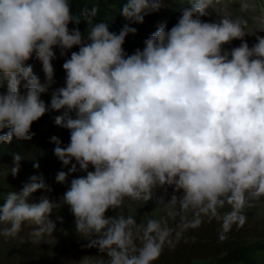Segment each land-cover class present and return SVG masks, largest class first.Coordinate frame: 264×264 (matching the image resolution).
I'll return each instance as SVG.
<instances>
[{"label": "clouds", "instance_id": "obj_1", "mask_svg": "<svg viewBox=\"0 0 264 264\" xmlns=\"http://www.w3.org/2000/svg\"><path fill=\"white\" fill-rule=\"evenodd\" d=\"M161 7L164 0H124L120 15L142 24ZM219 7L223 0H188L170 29L159 25L128 54L125 39L137 29L126 23L117 33L106 21L91 23L95 8L76 16L71 0H0V144L32 139V124L50 112L70 133L63 146L51 138L55 157L70 165L55 175L66 191L32 202L33 193L52 189L42 174L29 177L0 204V236L14 238L27 225L39 242L55 229L53 210L67 206L87 247L107 256L100 264H154L202 217L222 221L221 240L233 224L244 225L245 209L264 199V37L250 47L245 20H202ZM80 17L86 34L69 28ZM234 40L239 46L225 50ZM74 47L62 64L64 86L46 103L54 49L65 57ZM33 58L45 83L28 63ZM21 159L13 154V176ZM75 173L83 175L68 180ZM168 188L170 200L157 205H178L175 229L120 212L125 201L145 204Z\"/></svg>", "mask_w": 264, "mask_h": 264}, {"label": "trees", "instance_id": "obj_2", "mask_svg": "<svg viewBox=\"0 0 264 264\" xmlns=\"http://www.w3.org/2000/svg\"><path fill=\"white\" fill-rule=\"evenodd\" d=\"M124 0H71L72 12L76 16L90 12L95 8L96 15L91 18V23L106 21L109 23V30L119 32L123 25L130 24L137 29L136 33L129 34L123 45L126 53L132 54L135 49L143 48V41L153 33L161 24L169 23L168 17L172 12H176L175 4L168 1L159 11L150 13L144 17L142 24H132L120 15V9ZM69 28H78L83 34L87 29V21L80 17L78 24H69ZM74 47L69 50L65 57H60L59 50L56 52V63L59 74L64 79L65 73L62 64L66 58L70 57L72 51H77ZM33 133L32 142L36 143V149L51 145V134L44 125V117L34 122L31 126ZM7 144H0V182L8 179V166L3 161L5 155L17 154ZM5 162V163H4ZM34 162V161H33ZM9 164L13 165V161ZM223 217L224 215H220ZM202 223L195 228L190 227L184 230L183 234L174 248L165 245L160 259L154 264H196L210 260L212 264H261L264 258L259 257L260 252H264V243L257 240L253 244H247L242 240L241 228L233 224L231 230L226 233V238L221 240V223L215 218L202 217ZM256 228H253L254 232ZM30 227L22 225L20 233L14 238L0 236V264H100L106 261L107 256L99 253L95 248L89 249L76 235L71 236L64 242L55 260H50L47 250L53 238L52 234H46L39 242H33L30 236ZM190 233V235H186ZM261 234L259 239L264 240ZM254 241V240H253ZM100 259H97L96 256ZM264 262V260H263ZM262 262V263H263Z\"/></svg>", "mask_w": 264, "mask_h": 264}, {"label": "rangeland", "instance_id": "obj_3", "mask_svg": "<svg viewBox=\"0 0 264 264\" xmlns=\"http://www.w3.org/2000/svg\"><path fill=\"white\" fill-rule=\"evenodd\" d=\"M168 1L176 5L174 6L176 12L173 11L172 14L174 15L168 17L169 23L164 24L167 29H170L177 22L180 15L179 10L188 6V0H164V6ZM208 13L207 16L202 17V20L211 22L215 19L218 20L222 15H228L234 19L241 18L245 20L247 22L245 27L247 36L245 37V40L250 47L256 42V35L264 37V0H223V7L217 8L216 11L209 9ZM240 43V40H234L231 44L224 45V48L225 50H229L232 47L239 46ZM54 61L56 60L54 59L52 61L54 68L53 82L41 97L46 103L50 100V94L55 88L64 86V79L59 74ZM28 63L32 65L33 71L40 78L41 83H45L41 63L35 58L31 59ZM57 115H59L57 112L45 114L43 116L44 125L49 130L51 136L57 137L61 141V146H63L69 142L70 133L68 130L62 129L54 123ZM7 145L11 149L10 151L16 150L17 154H20L22 159L20 161L19 172L17 175L13 176L10 172L13 165L9 164L13 161V155H5L3 157V161L6 162H4L5 164L8 163L7 166L9 169L7 176L8 179H3L4 181L0 182V204L3 203V200L7 197L9 192H19L23 185L29 181V177L41 174L52 191L50 193H45L42 190H38L32 194L30 200L35 202L41 195H47L52 200H58L66 191L68 185L67 183H56L55 175L61 170L67 172L70 165L63 166L55 157L53 149L56 145L51 142V145L43 146L42 149H36V143L31 140L18 141L15 138ZM34 163L39 164L38 169L33 167ZM78 175H83V173L72 174L68 177V180ZM172 194L173 192L171 188H168L167 191L159 189L154 193L152 199L145 204L125 201V205L120 209V212H123L125 215L135 216L137 223H146L149 218L160 219L166 221L169 227L175 229L177 222L179 221V216L174 217L172 213L178 209V205H157L159 199H163L164 203H167ZM228 211V208L221 209L220 215H225ZM114 214L115 213L111 210L106 213L108 216ZM244 215L246 216V222L240 227L242 230L240 233L242 240L247 242V244H253L257 240L264 243V240L259 239L261 234L264 235V199L255 202L252 207L246 208ZM191 218V214H189L188 219L190 220ZM50 219L55 223L54 235L47 250V255L50 260L53 261L56 259L62 244L73 235H76L86 246L88 245V238L82 237L76 233L74 218L67 206L54 209L50 215ZM189 228H187V230ZM253 228H256L254 232L252 231ZM186 235H190V233H187ZM89 249L94 250L95 248ZM258 256L264 258V252H260ZM96 258L100 259L98 256H96ZM159 260L161 261L160 258ZM262 262L261 264H264V262ZM196 264H212V262L207 260L204 262H197Z\"/></svg>", "mask_w": 264, "mask_h": 264}]
</instances>
